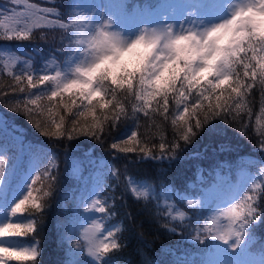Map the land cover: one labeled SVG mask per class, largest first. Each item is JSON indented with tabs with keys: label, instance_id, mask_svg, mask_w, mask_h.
Listing matches in <instances>:
<instances>
[{
	"label": "snow or ice",
	"instance_id": "6c2138e0",
	"mask_svg": "<svg viewBox=\"0 0 264 264\" xmlns=\"http://www.w3.org/2000/svg\"><path fill=\"white\" fill-rule=\"evenodd\" d=\"M10 2L15 7L0 13L11 22L0 33V39L26 40L32 29L64 30L62 47L56 51L66 59L50 66L51 70L45 67L35 74L21 71L14 75L16 83L11 86L13 92L24 95L12 110L23 111L41 135L67 136L69 140L85 135L101 146L111 138L115 153L136 152L153 159L164 158L165 153L175 155L179 140L189 142L218 116H223L226 123L231 118L240 127L250 129L252 125L245 122L244 115L249 120L254 115V97L259 91L256 135L264 152V0H220L219 3L168 0L151 12L130 7L124 0H113L114 8L138 20L131 33L117 27L111 15L105 17L101 13L97 19L69 14L65 23L56 8L42 7L29 0ZM217 8L224 15L216 22L207 23L206 13ZM223 28H228L224 41L218 46L210 45L207 37ZM44 38L45 33H41V39ZM57 115L59 120L55 118ZM47 117L52 119L49 121ZM169 121L174 129L172 141L163 137ZM126 125L130 131L123 138H117L114 133ZM110 174L114 177L115 190L120 173L112 168ZM4 175L3 161H0V176ZM55 180L51 169L45 168L32 177L25 195L6 211L7 218L0 223V238L13 240L32 235L34 243L30 249L0 244V264L10 261L39 264V240L33 234L39 232L44 197L51 194ZM260 184H264V166L260 167L259 184L252 179L251 188L238 198L231 195L214 212L208 209L197 213L193 209L194 216H202L204 221L201 224L196 220L195 227L191 228L196 235L191 238L197 244L220 241L232 251L239 250L247 240L240 264H264V240L253 244L251 232L252 226L264 218V193L256 191ZM105 190L98 185L85 197L84 213L102 214L104 219L115 214L108 200L100 199ZM132 191L138 196L146 194L136 187ZM26 204L28 209L23 208ZM188 204L202 207V198L188 199ZM22 210L28 212L24 223L14 218ZM222 220H227V225ZM212 225H217L215 230ZM91 227L99 230L100 225L94 218ZM84 232L87 254L94 258L93 264H113L106 254L110 249L120 248L114 232L107 230L104 240L113 239L110 244L100 245L91 228ZM66 238L72 239L70 234ZM73 247L82 245L77 241ZM205 264H226V261L216 253Z\"/></svg>",
	"mask_w": 264,
	"mask_h": 264
},
{
	"label": "trees",
	"instance_id": "16d2710c",
	"mask_svg": "<svg viewBox=\"0 0 264 264\" xmlns=\"http://www.w3.org/2000/svg\"><path fill=\"white\" fill-rule=\"evenodd\" d=\"M29 2L56 8L61 21L67 23L69 14H79V3L84 0ZM145 2L131 0L129 6L137 3L143 7ZM150 5L158 6L156 1ZM11 7L15 6L10 0H0V13ZM5 21V16L0 15V33L5 31ZM41 33H45L44 39H41ZM63 36L64 30L57 27L32 29L26 40L0 39V149L6 148L4 153L12 165L9 184L17 188L34 159L33 177L45 168H50L56 176L51 194L44 197L45 207L39 232L33 234L39 240V264H93L94 259L87 254L81 232L85 222L83 201L95 189L94 184L106 189L100 199H107L115 213L110 217L109 225H115L114 238L120 248L110 249L106 254L112 258L113 264H205L204 255L216 245H211L210 240L197 244L191 238L196 235L191 230L196 220L199 219L201 224L204 221V217L194 216L193 209L197 213L206 212L226 197L231 198L246 172L253 173L264 166V152L256 135V128L259 127L256 116L260 115L259 91L254 97V115L250 120L244 115L245 122L252 125L250 129L240 127L239 122L231 121V118L226 123L223 116H218L205 124L189 142L179 140L180 147L175 155L165 153L164 158L153 159L136 152L115 153L111 148V138L101 146L85 135H76L71 140L67 136H44L23 111L12 110L18 98L23 99L24 95L19 91L13 92L11 86L16 83L14 75L21 71H33L35 74L45 67L51 70V65L64 61L66 57L56 51L62 47ZM13 58L16 60L14 66L10 64ZM60 112L62 114V110ZM47 118L49 121L52 119ZM55 118L59 120V115ZM128 131L130 126L126 125L114 135L123 138ZM13 133L23 138L22 150L13 142L7 143V138ZM173 136L174 129L169 121L163 137L172 141ZM90 158L95 162L91 163ZM72 159L82 167L77 176L69 165ZM99 159L104 161L106 167L98 166ZM112 168L120 173V183L115 190L114 177L110 174ZM130 178L148 185V196L135 199L129 191ZM256 191L264 193V184ZM242 193L239 192L236 197ZM200 196H207L205 205L188 204V199ZM23 208L28 209L29 205ZM19 216L20 222L24 223L28 219V212L22 210ZM252 227V243L264 240V218ZM66 234L71 235V241ZM17 240L32 246L34 243L32 235ZM77 241L81 248L73 247ZM9 264L19 262L10 261Z\"/></svg>",
	"mask_w": 264,
	"mask_h": 264
},
{
	"label": "rangeland",
	"instance_id": "374dc122",
	"mask_svg": "<svg viewBox=\"0 0 264 264\" xmlns=\"http://www.w3.org/2000/svg\"><path fill=\"white\" fill-rule=\"evenodd\" d=\"M155 1L158 5L157 8H159L160 6L168 2V0H146L145 2L146 6L144 7V10H148L150 12L155 11L156 10L155 8L152 10V7H150L151 6L150 4ZM124 2L129 5L131 3V0H124ZM215 2L219 3L220 0H215ZM79 4H80V7H79L80 16L82 17L83 16H95V18L97 19L99 18L101 13H103L105 17L109 15L114 16L116 23H117V27H122L127 33L133 32L138 23V20L134 16L125 15L122 10L114 8L113 0H84V2L82 3L80 2ZM133 6H137V8L140 10V6H138L137 3L133 4ZM223 15H224L223 10L220 8H217V9L209 10L206 13L205 19L207 23H212V22H216L219 19H221ZM10 23H11L10 21L6 20L3 25L4 28H6ZM10 64L11 65L14 64L12 63V59L10 61ZM51 66H55V65H51ZM7 139H8L7 141L8 143L13 142L14 144H16L19 150H22L21 143L23 141V138L16 137V135H12V138L8 137ZM1 149H0V161H3V168L5 170V175L0 176V223H2L7 218L6 211L8 209L10 210V208L14 206V204L25 195L27 191V186L31 183V179H32L31 173L34 171L33 167H34V160H35L34 159L31 162L29 171H27L24 178L21 179L22 180L21 184L17 188H12L8 181L10 172H12L11 170L12 165L9 163L10 160L7 158L6 154L4 153V151H6V148L4 147L2 149L3 151ZM91 162H94V160H91ZM69 165L74 166L76 174L80 173V169H82V167H80V164H78V161L72 159L71 161H69ZM259 176H260V170L253 172V173L246 172L243 176L245 178L239 183V191L244 192L247 190V188H251L252 179H255L257 183L259 184ZM97 186L98 185L95 184V189ZM129 187H130L129 188L130 191L134 194V196H138V195L132 191V187H136L138 191L145 192L146 193L145 195L149 193V189L147 188L146 185H144V183L142 182L139 183L135 181L134 179H130ZM95 189H93V191ZM200 197L202 198V205H205L207 201V196H200ZM200 197H196L193 200H198ZM227 200L228 199L226 198L224 201H221V203H217L215 206H212L211 210L214 212L217 206H221L222 204L226 203ZM166 204L168 205V203ZM170 210L172 211L173 209L170 207ZM19 214L20 212L16 213L14 217L18 219V222H20ZM93 218L100 225L98 231L95 230L94 227H91ZM84 220H85V226L82 227L81 237H82V240L84 241V246L86 247V250H87V241L84 239L85 229L91 228V232L94 233L96 237L97 245H100L102 242L109 243V244L111 243V240L113 238H109L108 241L104 240V237L107 235V230L110 229L113 232L116 231L113 225L110 226L108 224L109 219H104L102 214L89 212V213H85ZM209 223H211L210 219H209ZM221 223L224 225H227L228 221L222 220ZM212 227H213V230H215L217 225H212ZM0 240H2L0 241V244L6 243L10 247L28 248V249L32 247L31 244L29 243L24 244L23 242L20 243L17 239L9 240V238H0ZM210 241H211L210 242L211 245H216V246L207 251V255H206L207 257L204 255L203 259L205 260V262L213 256L212 250L218 246L219 247L214 251V254L219 253L221 257L226 261V264H240L241 260L244 258L243 257V251H244L243 247L245 246L246 243L242 244L239 250L232 251L228 245H225L220 241H215V240H210ZM92 259L94 258L92 257Z\"/></svg>",
	"mask_w": 264,
	"mask_h": 264
},
{
	"label": "clouds",
	"instance_id": "9594fccd",
	"mask_svg": "<svg viewBox=\"0 0 264 264\" xmlns=\"http://www.w3.org/2000/svg\"><path fill=\"white\" fill-rule=\"evenodd\" d=\"M211 27L212 26L209 25V28H211ZM227 34H228V28L220 29L217 32H214L210 36L207 37L208 43L210 45L218 46L219 44H221L224 41V39L227 37Z\"/></svg>",
	"mask_w": 264,
	"mask_h": 264
}]
</instances>
